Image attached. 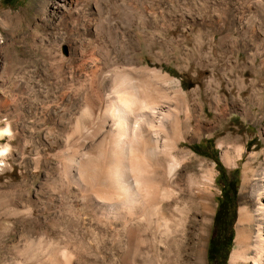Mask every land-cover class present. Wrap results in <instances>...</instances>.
I'll use <instances>...</instances> for the list:
<instances>
[{
  "label": "rangeland",
  "instance_id": "1",
  "mask_svg": "<svg viewBox=\"0 0 264 264\" xmlns=\"http://www.w3.org/2000/svg\"><path fill=\"white\" fill-rule=\"evenodd\" d=\"M112 1L109 15L111 18L114 17L111 21L115 25L112 24L113 32L109 34L103 24L105 13L100 17L88 12L89 10H84L86 11L82 14L84 17L81 15L78 21L76 19L73 22L67 16L60 17L54 12L52 0H0V94L5 100L1 108L5 116L0 121V127L8 126L11 131L10 134L5 133L0 137V145L11 147L3 157L0 155V264H50L52 260L56 262L51 264L57 262L66 264L67 261L71 264H123L120 256L126 251L129 252L131 264H192L188 241L192 229L185 237L181 231L177 232L181 235L175 232L174 243H168L165 235L161 237L156 227V220L159 218L155 215L157 204L155 201L152 202L151 197L147 198L148 203L145 205L147 221L135 217L126 224L122 216L112 220L106 216L94 217L79 203L77 198L81 197V193L94 192L97 189L96 182L99 175L104 172L101 174L100 171L106 170L105 162H101L104 156L106 158L103 147L98 150V155L104 154L103 157L99 160L97 155L89 161L91 164L87 163L89 170L82 172L81 186L73 183L70 192L72 202L67 203L68 192L64 177L67 175V164L66 160L63 161L68 151L62 127L64 105L71 92L81 101L83 92L90 88L85 72L88 70V64L97 58L100 61L97 60L100 75L114 81L113 85L119 89L127 88V84L118 78L119 73L124 71V67L129 68L130 62L135 61L144 67L155 68L181 80L185 90L197 85L202 89H218L227 97L238 95L242 102L251 108L250 116H246L241 110L231 111L227 115V131L230 133L226 131L222 135L226 137L227 134L226 140L229 144L242 145L243 151L237 164L228 165L224 160L223 147L219 144L221 135L217 133H202L194 140L182 144L184 148L195 151L197 158L215 167L219 187L215 197L216 211L211 216L213 219L207 236L205 264H231V257L236 248V224L241 204L243 165L252 156L255 170L261 169L264 164V53L253 44L243 45V36L235 31H232L233 44L225 50L218 42L210 41V22L207 21L204 25L193 23L187 17L193 14L202 17L218 13L226 5H230L228 1L172 0L176 3V10L183 9L185 12L186 17L180 22L170 18L169 13H173V9L169 5L157 6L159 1ZM168 1L164 0L165 3ZM150 7L155 8L156 16L161 21L160 26L163 23L164 26L161 28L159 26L156 29L151 23H146V13L149 9L152 10ZM112 12L114 13L111 15ZM245 16L251 23L261 22L264 29V7L259 10L252 7V11H246ZM89 21L95 23L94 26L97 25V33L88 29ZM141 26L145 36L142 38L141 34V41H138L137 33H140ZM124 31L125 33H121ZM181 33L185 35L183 44L179 42ZM83 34H86L84 36L87 38ZM75 39L78 40L76 53L68 46V43ZM116 65L120 68L118 66L116 68ZM68 68H74L75 75L73 74V79L70 80ZM153 75L148 74L146 83L138 85L140 88L137 89L148 90L155 83L162 86L159 74L155 77ZM80 83L83 86L79 85ZM118 85L123 87L120 88ZM135 93V88L129 90V94ZM193 102L190 98L186 101L190 105ZM70 143L72 152L79 149L74 139ZM148 154L145 151L148 161L144 163L143 168L145 167L149 174L146 173L150 186L157 184L158 181L148 172L150 171ZM92 162L97 164L93 165ZM90 165L99 167L93 168ZM198 168V162H195L188 165L187 170L189 169L190 173ZM173 187L175 188L174 183ZM181 195L180 200H176L172 193L164 199V205L167 213L173 216L182 215L186 221L193 217L195 209L191 208L193 206L186 198L187 191ZM149 207L152 211L155 209L152 214L149 213L151 211ZM152 215L157 218L154 216L153 218ZM171 221L172 227L175 226L174 220ZM156 241L161 248L155 245Z\"/></svg>",
  "mask_w": 264,
  "mask_h": 264
},
{
  "label": "bare ground",
  "instance_id": "2",
  "mask_svg": "<svg viewBox=\"0 0 264 264\" xmlns=\"http://www.w3.org/2000/svg\"><path fill=\"white\" fill-rule=\"evenodd\" d=\"M155 1L160 2L157 3V6L169 5L171 9H173V13L172 12L169 13L171 19H175L180 22L182 21V19L186 17L185 12L182 11L183 9L176 10L177 7L174 1L169 0L168 2H166L168 4H166L164 0H155ZM225 1H228L230 5H226V7L224 9H221V11L219 10L218 13L212 15L210 14L209 16L205 15L206 17L202 15V17L205 18H202L201 16L199 17L197 14L188 15L187 17L193 23H199L204 25L207 21L210 22V26H211L210 27L211 37H209L210 41L212 43L218 42L219 45L225 50L228 49V47L233 44L232 31H235L243 36V45H246L247 43L253 44L255 47L260 48L262 53H264V29L262 23L261 22L251 23L249 19L246 18L245 16L246 11H252V7H256L257 10L262 9L264 7V0H256V1L225 0ZM112 2H113L112 0H52V8L55 13H58L60 15V17L67 16L68 18H70V21L73 22L76 19L78 21L79 17H81L84 10H89L88 12H91L93 15L95 14L100 17L103 13H105L106 15L104 16L105 18L103 19L104 22L103 24L105 28H107L106 31L109 34H111L113 32L112 24H114L111 21V19L112 18L114 19V17L111 18L109 15L110 9H112L111 7ZM212 2L214 1L212 0ZM208 5H210V3ZM158 8L159 7H157V9ZM113 13L114 12H112L111 15ZM205 13H207V11ZM146 15H147L145 18L146 23H151L152 25L155 26L156 29H158L161 21L156 16L155 8H152V10L149 9ZM92 17H90L91 20ZM94 25L95 23L89 21L88 26L87 25L86 26L89 27L88 29L90 31H95L97 33L96 31L97 25L96 26ZM137 27H139V25ZM125 31L121 33H125ZM130 31L128 33H130ZM131 32L133 33V31ZM142 32L143 29L141 26L140 33H137L138 41H141L140 35L142 34L141 36H143ZM84 35L86 34H83V36ZM217 35L220 36L217 37ZM144 36L142 38H144ZM84 37L87 38L86 36ZM147 37L149 36L147 35ZM184 40H185V35L182 34L179 37L180 44H183ZM68 46L70 50L74 51L75 53L78 52L77 39H75L72 43H68ZM84 50L85 49H83V51ZM89 50H91V48ZM87 56L88 55H86V57ZM98 59L99 58H97V60ZM120 59L122 60V57ZM97 60L92 61L91 64H88V70L85 72V75H87L86 77L89 79L88 83H90L89 84L90 88L87 89L85 92H83L84 95L81 97V101L79 100V98L77 99L76 96L71 92L68 94L66 103L64 105V114H63L64 121L62 127L64 128L65 131V137H66L65 141H67L66 143H67L68 151L64 155L65 158L63 157V161L66 160V162L65 161L64 162L67 164L66 165L67 175L66 176L64 175V177H66V187L68 192L67 203L71 201L70 192L73 183L77 184L78 186H81V184L83 183L82 172L85 170H89L87 169L89 168L88 166L89 163L91 164V162L89 161L97 157L99 148L103 147V153L106 155L107 160L105 156L103 157L104 154H99L101 156L99 157L98 155V159L99 158L101 159L103 157L102 158L103 161L101 162H105L106 170H101L100 173L102 174L103 171L105 173L103 172L101 176L99 175L97 182L95 181L97 183V189L95 190L93 188L92 190L93 191L95 190L94 192L81 193L79 191L81 193V197L77 198L79 203H81L82 206L87 208V210L94 217L106 216V218L112 220L118 218V216H122V219H124L123 221L126 224L129 221H132L135 217L147 221L145 220V216H146L145 205L146 203H148L147 198L149 197L150 199L151 197L153 199L152 202L155 201V203L157 204L155 215H157L159 218H157V216L154 215H152V217L154 216L157 218V220L155 219L156 227L161 233V237L165 235L166 241L170 244H173L175 232L177 233L178 231H181V234L183 235V237H185L192 229L189 233L190 237H188V241L190 244L189 253L191 255L192 264H205L207 236L209 234L210 222L213 219L211 216H213V214L216 211L215 197H217L219 187L217 186L215 167L209 166L205 160L197 158L195 151H193L192 149L184 148L182 144L183 142L194 140L196 136L202 133H209V134L217 133L218 135H221L219 139V144L220 146L223 147L224 160L228 165L237 164L238 163L237 161L242 154L241 152L243 151L242 145L236 143L229 144L228 141L226 140L228 138L227 134L226 137L222 135H224L223 133H226V131L228 130L227 115L231 111L241 110L243 114H245L246 116H250L252 113L251 108H248L242 102V100L238 95H232L231 97H227L226 95L221 93L218 89H211V88L202 89L200 85H197L189 90H185L181 80L172 77L168 73H163L162 71L157 70L155 68L149 69L146 66L144 67L142 64L140 65L135 61L129 63V68L124 67L123 68L124 71L121 72V74L117 72L119 73L118 78L121 80V82H125V84H127L126 85L127 88H125V90L119 89L116 88L115 85H113L115 84L114 81H110L108 77L105 78L104 76L100 75L101 74L99 72L100 66L99 63H97ZM81 61H82V57H81ZM117 66L118 65H116V68ZM118 68L120 67L118 66ZM68 69L69 70L67 74L70 80L73 79L74 68H68ZM148 74L151 75L154 74L153 75L154 77L158 76L157 74H159L162 80V84H161L162 86H158V84L155 83L156 85L153 84L148 90L137 89L139 87L138 85L144 84ZM74 79L76 80V78ZM5 80H9V79H5ZM70 82L71 81H69V83ZM147 82L150 84L148 80ZM70 85L72 84L70 83ZM79 85H81V83ZM118 87L120 86L118 85ZM130 88L131 89L135 88L136 90L135 95L129 94V90H131ZM76 93L77 92H75V94ZM189 98L194 101L193 104L191 105L186 103V101ZM4 102L5 100L3 96L0 94V121L3 120L2 118L5 116V113H3V110H1V108H3L4 106ZM4 129H8V134H10L11 131L8 126L7 127L1 126L0 132H3ZM227 132L230 133L229 131ZM4 134L0 135V137H2ZM263 136H264V131H263ZM72 139H74V143L79 148L75 152L71 151L72 146L70 142ZM9 147L7 145L5 146L0 145V150H3L5 148H7L8 150ZM145 151L150 154V155L148 154L149 167H150V171L148 172H150V174H152L158 181V183L155 185L149 186L147 183V175H146L147 169H144L145 167L143 168L144 163L148 161L145 155ZM3 155L1 156L3 157ZM253 160L254 157L252 156L243 165V177L240 187L241 204L239 208L238 221L236 224V237H235L236 248L231 257V264H264V164L262 165L261 169L255 170L253 167ZM195 162H198L199 168L195 171L192 172L190 171L189 173L188 172L189 169L187 170L188 165L193 164ZM94 164L97 163L94 162L93 165ZM259 164L261 166V163ZM146 165L148 164L146 163ZM90 167L93 166L90 165ZM97 167L99 166H96L95 168ZM91 170L93 171V169ZM88 176H92V175H88ZM92 181H90L91 184L93 183ZM173 183L175 184V188L173 187L174 189L172 188ZM63 184L65 183L63 182ZM185 191H187L186 198L190 200V203L193 206L190 207L192 209H195L193 217H191V219L189 218V220L186 218L187 219L186 221L184 220L182 215L180 216L174 215L175 216L174 217L172 214L167 213L164 205V199L165 198L167 199V197L171 196L172 193L175 195L174 197L177 200L182 197L181 193ZM153 211L151 210L149 211V213ZM171 219H173L175 222V226L173 227L171 225L172 222ZM148 220L150 221L151 219ZM102 224L104 225V223ZM156 227L154 229H156ZM155 231L156 230H154V232ZM195 231L196 233H194ZM133 235L135 237V234ZM152 235L154 236V234ZM126 236L128 235L126 234ZM155 245H157V247H160L159 243ZM54 256L57 257V255ZM120 257L123 264H131L130 255L128 251L124 252ZM66 259L68 258L66 257ZM53 261L54 260H52L51 263ZM57 261H59V259ZM56 264H58V262ZM62 264L64 263L62 262ZM66 264H71V263L67 261Z\"/></svg>",
  "mask_w": 264,
  "mask_h": 264
},
{
  "label": "clouds",
  "instance_id": "3",
  "mask_svg": "<svg viewBox=\"0 0 264 264\" xmlns=\"http://www.w3.org/2000/svg\"><path fill=\"white\" fill-rule=\"evenodd\" d=\"M8 133V129H4L3 132H0V135ZM7 151V148L0 150V155H3Z\"/></svg>",
  "mask_w": 264,
  "mask_h": 264
}]
</instances>
